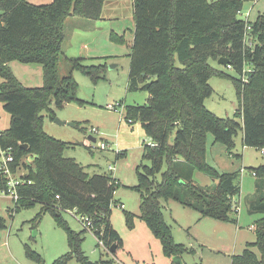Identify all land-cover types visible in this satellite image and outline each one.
I'll use <instances>...</instances> for the list:
<instances>
[{"label":"trees","instance_id":"1","mask_svg":"<svg viewBox=\"0 0 264 264\" xmlns=\"http://www.w3.org/2000/svg\"><path fill=\"white\" fill-rule=\"evenodd\" d=\"M105 1L109 0H52L33 5L28 0H0V102L10 116L8 129L0 132V149L12 155L13 174L20 167L27 171L20 177L23 183L17 187L14 211L39 204L38 218L49 213L67 231L69 251L52 264H68L72 259L90 264L81 250L83 239L67 228L62 212L75 211L88 218L91 232L106 250L122 244L109 221L119 181L111 174L89 175L74 159L63 156L68 143L42 129V113L51 121L55 118L51 104L56 109L67 104L94 106L78 98L73 72L97 84L106 79L109 58H66L65 22L100 20ZM255 1L132 0L134 33L127 91L145 92L148 98L142 106H124L122 117L125 122H139L151 145L143 147V163L135 169L137 184L130 189L139 195V218L169 259L192 251L174 242L162 220L161 201H175L201 218L236 223L232 216L238 212L233 198L240 193L234 183L236 174H218L206 164L207 134L230 152L240 131L244 147L264 150V15L251 22L237 16L244 3ZM110 39L124 43L115 34ZM220 58L228 61L225 68L229 65L237 76L210 65ZM11 62L41 66L43 85L25 87L12 73ZM61 62L69 68L67 75L59 74ZM214 76L234 84L238 108L233 119L218 118L204 106L213 92L208 81ZM123 156L116 154L117 159ZM1 165L0 159V193L6 190ZM195 171L209 175L216 185L205 189L194 184ZM251 171L264 178V166ZM257 212L264 214V196L249 207L250 214ZM125 219L132 227L133 215L125 213ZM4 229L6 222L0 217V231ZM253 231L256 241L233 256L230 264H264V217L256 221ZM26 255L41 263L31 251Z\"/></svg>","mask_w":264,"mask_h":264},{"label":"rangeland","instance_id":"2","mask_svg":"<svg viewBox=\"0 0 264 264\" xmlns=\"http://www.w3.org/2000/svg\"><path fill=\"white\" fill-rule=\"evenodd\" d=\"M31 1L33 5H47L52 2ZM117 4H120L119 13H123L120 15V21L128 28L127 21L132 24L131 1L125 0ZM105 8L108 9V6ZM259 14L264 15V0L244 3L237 16L251 22ZM127 33L130 31L127 30ZM250 40L247 36L248 44ZM126 48V45L121 48L116 63L108 62L107 79L97 84H93L81 73L73 72L78 84V98L93 103L94 106L79 107L67 104L62 109H56L53 104L50 105L56 119L66 123H79V127L58 125L44 112L42 129L56 140L68 143L70 146L64 150L63 156L74 159L89 175H109L108 166L111 165L114 166L113 178L120 183L114 194L113 199L116 203L111 207L109 221L121 237L122 244L113 253L99 245L96 236L83 227L79 215L75 216L73 212L61 214L67 228L80 234L83 239L81 250L85 253L88 263L172 264V258L163 255L159 240L139 218V195L130 189L137 184L135 169L143 163L141 159L143 147L150 145L151 140L146 137L139 122L131 124L125 122L122 117L124 106H142L148 97L145 92H128L126 89L129 71ZM14 64L18 79L27 85L26 87L37 88L43 85L42 69L39 65L26 66L17 62ZM115 65L116 68L109 69ZM210 65L228 75L237 76L233 70L218 65L217 62L210 61ZM246 69L247 66L244 70ZM68 72V66L61 62L60 76L67 75ZM208 84L213 92L204 101L205 108L218 118L233 119L238 102L232 80L214 76L210 78ZM109 105L116 106L115 110H109L107 108ZM9 121L10 116L0 102V132L8 129ZM91 129H96L98 133H91ZM89 136L95 138L96 143L90 142ZM101 143L107 145L105 150L99 148ZM234 143V149L228 152L224 145L215 143L213 136L207 134L205 162L218 174H236L234 183L240 189L232 203L238 211L232 214L236 223H225L211 218L202 219L198 212L185 208L175 201H161L162 220L170 227L174 242L192 251L181 256L183 264H230L233 256L240 255L247 244L256 241L253 227L264 214L259 212L250 214L249 207L252 202L264 196V178L255 177L251 169L264 166V154L261 149L244 147L240 131L234 138ZM117 152H122L124 156L117 159ZM22 162L30 163L28 159ZM25 174L27 171L20 167L12 176L17 178ZM192 181L205 189L216 185V181L209 175L199 171L193 173ZM118 204H123L124 208H120ZM40 212L39 204L19 207L14 211L11 199L0 195V217L6 222V229L0 231V264H52L68 253L66 229L59 227L49 213H43L38 218ZM125 213L133 215L132 227L127 226ZM27 250L38 255L41 263L30 259L26 255ZM253 251L258 253L255 248ZM68 264L80 263L72 259Z\"/></svg>","mask_w":264,"mask_h":264},{"label":"crops","instance_id":"3","mask_svg":"<svg viewBox=\"0 0 264 264\" xmlns=\"http://www.w3.org/2000/svg\"><path fill=\"white\" fill-rule=\"evenodd\" d=\"M28 1L30 3L32 2L31 0H28ZM122 1H125V0L105 1L102 7V13H101L100 20L88 21V20H83V19H78V18H70L66 20L65 22V41L63 45L64 56L66 58H84L87 60L99 59V58H109L108 62L116 63V61L118 60L121 54L120 53L121 48L126 45L127 57L129 59L131 46L133 43L134 21H133V15H132V20H131L132 24L129 21H127L128 28H125L124 23L120 21V15H122L123 13L122 14L119 13L120 4H117V3H122ZM130 1H131V6H132V0ZM107 6H108V9L105 8ZM132 13H133V10H132ZM127 30L130 31V33H127ZM112 34H115L123 38L124 43L117 44V43L112 42L110 39ZM14 63L16 62H11L9 64V67L12 73L14 74V76L18 79L16 75V71H14L15 70L14 67H16V66H13V65H16ZM24 65L34 66L35 64H24ZM114 68H116V65ZM127 85H128V79H127ZM24 86L26 87L27 85H24ZM89 137L93 138L91 136ZM89 141L92 142L91 140ZM202 219H206V218H202Z\"/></svg>","mask_w":264,"mask_h":264},{"label":"built area","instance_id":"4","mask_svg":"<svg viewBox=\"0 0 264 264\" xmlns=\"http://www.w3.org/2000/svg\"><path fill=\"white\" fill-rule=\"evenodd\" d=\"M227 68L229 69L230 66L228 65ZM120 106V104H118ZM116 106H107V108L109 110H115ZM131 123V122H129ZM132 124V123H131ZM91 133H95L97 134V130L96 129H91ZM96 143V139L95 142ZM151 145V144H150ZM99 148L102 150H105L107 148V145L105 143H101L99 145ZM263 154H264V150H262ZM0 159L2 161V165H1V174L4 176L5 178V185H6V190L2 191L0 193V195H3L5 197H9L11 199V201L13 203H15L18 199V195H17V187L23 183L20 179V177L17 178H13V173L10 171L9 169V164H11L13 162V157L12 155L8 152V151H2L0 149ZM114 171V166L109 165L108 166V172L112 175ZM113 177V175H112ZM115 179V178H114ZM116 180V179H115ZM120 205V208H124L123 204H118ZM235 209L237 210V207H235ZM67 212H73V214L76 216L77 214L75 213V211H67ZM81 222L83 224V227L86 230H90L92 229V224L90 222V220L86 217H82L80 216ZM99 245L103 246V243L101 242V240H98Z\"/></svg>","mask_w":264,"mask_h":264},{"label":"water","instance_id":"5","mask_svg":"<svg viewBox=\"0 0 264 264\" xmlns=\"http://www.w3.org/2000/svg\"><path fill=\"white\" fill-rule=\"evenodd\" d=\"M217 64L218 65H221V66H226L228 64V61L224 58H220L218 61H217ZM115 66H110L109 69H114ZM54 122L58 125H67V126H70V127H74V123L70 122V123H66V122H62L60 121L59 119H54ZM89 140H91L92 142H95V139L94 138H88ZM115 247L112 246L111 248V253H113L115 251ZM172 263L173 264H183L182 262V259L180 256H175V257H172ZM91 264V263H90Z\"/></svg>","mask_w":264,"mask_h":264}]
</instances>
